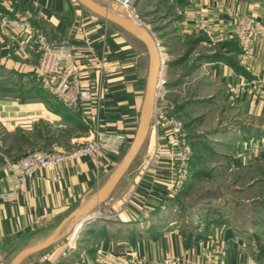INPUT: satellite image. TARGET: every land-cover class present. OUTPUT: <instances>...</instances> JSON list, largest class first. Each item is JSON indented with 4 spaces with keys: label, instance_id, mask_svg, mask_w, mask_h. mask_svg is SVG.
Segmentation results:
<instances>
[{
    "label": "crops",
    "instance_id": "crops-1",
    "mask_svg": "<svg viewBox=\"0 0 264 264\" xmlns=\"http://www.w3.org/2000/svg\"><path fill=\"white\" fill-rule=\"evenodd\" d=\"M95 1L150 30L161 44L160 58L169 63L160 68L158 77L171 83L169 76L186 64L180 77L176 75L186 82L190 95L184 111L203 104L217 109V125L205 128L221 145L215 151L223 161L217 170L264 169V148L248 147L250 136L264 129V100L248 95L235 98L230 91L242 79H264V40L255 42L252 54L245 58L240 44L227 38L233 28L231 16L213 4L202 7L197 0H154L164 18L159 25L144 21L135 5L137 16L117 0ZM223 1L230 9L264 21V0ZM3 18L25 20L29 29L5 25ZM37 31L50 44H71L82 89L91 96L84 110L65 107L54 92L58 79L36 69L40 58ZM224 44L237 49L222 50L221 58H212ZM198 57L201 60L196 63ZM149 64L144 43L79 0H0V264H10L19 253L46 243L55 233L51 244L19 264H115L113 258L132 251L148 258L171 255L199 264L208 263L210 253L215 261L226 252L228 264H264L260 257L264 233L260 232L262 224L258 225L264 221L260 214L264 196L252 192L264 185V179L257 176L243 180L242 192L250 194L234 200V205L224 204L216 212L217 221H208V209L201 211L199 231L203 232L191 239L171 227L176 223L173 212L178 200L164 196L166 191L155 180L142 177L144 166L133 180L123 181L128 170L103 202L74 216L108 182L136 134ZM199 114L193 118L197 120ZM156 118L162 119L160 111L154 114ZM92 124L112 138L123 139L119 150L103 149L97 156L38 170L19 187L6 175V157L17 159L33 149L79 147L94 137ZM159 131L160 127L152 129L153 146L163 138ZM196 136L200 135L192 133ZM226 159L231 163H225ZM197 167L192 168L190 180L204 174ZM121 182L125 194L118 196ZM167 228H171L168 233Z\"/></svg>",
    "mask_w": 264,
    "mask_h": 264
},
{
    "label": "rangeland",
    "instance_id": "rangeland-1",
    "mask_svg": "<svg viewBox=\"0 0 264 264\" xmlns=\"http://www.w3.org/2000/svg\"><path fill=\"white\" fill-rule=\"evenodd\" d=\"M134 5L137 8V13L144 21L147 20L150 24L155 22L157 25L164 21V18L161 17L158 10L159 5L154 0H133L132 5H129L128 7L122 5L121 7L132 12ZM144 12H146L145 16L142 15ZM166 63L167 61H165V64ZM184 65L177 70V73H173L169 76L168 79L171 83L167 82L168 80L164 78L168 85L169 83L173 85H167L165 89L161 91L163 92L166 90L163 98L160 99L159 107H161L160 112L163 116L167 117V119L174 118L177 121H181L183 125L182 131L185 132V136H181L180 138L175 137L172 134V126L163 121V123L158 126L161 128V131L159 132L163 138L160 139L157 146H153V128L151 126L148 137L141 151L129 168L123 181L128 179L133 180L137 170L142 171L144 166V171L141 174L142 177L147 176V179L155 180L154 183L161 186L162 189L166 191L164 196L171 199L176 197V200L180 203L176 204L178 206L177 211L175 210L173 212H176L177 214L175 215L176 223L172 224L173 226L171 227L177 228L181 234L183 233L184 237L188 238L189 233L194 232L193 234H197L203 232L199 231L201 229L200 225L202 223V218L198 214H200L201 211L205 212L208 209L211 213L210 216H207V218H209L208 221H210V219H215L217 215L216 212L223 210V206H225L226 203L234 205V200L240 199L242 195L248 196L250 194L242 192L241 188L245 187V182H243V180L254 176H257L259 179H264V169L257 168L251 172L246 170H234L231 167L225 171L222 169L217 170V165L223 161L221 158L217 157L215 151L220 149L221 145H218V142H214L213 135L208 133L205 129L217 125V109L203 104L198 107L193 106L195 108H192L191 111H184L185 107L183 104L185 105V102L190 99V95L188 90H185L186 82L182 80L183 78L181 79L182 81L179 80L180 78H177V76L180 75V70L184 69ZM167 75L168 73H166L165 77H167ZM200 112L202 115L199 114L200 117L195 120L193 114ZM204 112L205 114H203ZM192 133H196L200 136H198V138L197 136L196 138L192 137ZM249 139L252 141V144L248 145L250 149L264 148V129L262 131H255L254 137L250 136ZM199 141L202 143L201 147L198 145ZM253 143H256V146ZM130 144L131 141L125 147V153L128 151ZM250 149L245 150L251 152ZM197 153L199 154L197 155ZM225 163L230 164L231 161L226 159ZM194 167L202 169L204 174H200L196 179L190 180V177L194 174L192 173V168ZM183 169H187V177L181 176ZM178 181H180V183H178ZM239 181L241 182L238 183ZM119 186L117 195L123 196L125 194V189L122 182ZM263 190L264 185H261L252 192H258V194H263L264 196ZM260 214L264 215L263 209ZM166 224L168 225V221ZM259 224L260 223H258V225ZM261 228H263V225H261ZM167 229L168 233L171 228ZM132 253L137 252L132 251ZM209 255H211V253L208 254V259ZM141 256L146 258V262L143 264H151V261L165 258L175 259L178 262L177 264H199L192 260H180L176 256L171 255L163 258H148L145 255ZM220 257L224 258L225 263L228 264V256L226 255V252ZM219 259L220 258L216 259L213 264H218ZM210 263V260H208V263L204 264Z\"/></svg>",
    "mask_w": 264,
    "mask_h": 264
},
{
    "label": "built area",
    "instance_id": "built-area-1",
    "mask_svg": "<svg viewBox=\"0 0 264 264\" xmlns=\"http://www.w3.org/2000/svg\"><path fill=\"white\" fill-rule=\"evenodd\" d=\"M121 5L128 7L132 5L133 0H117ZM198 4L202 7L207 5H215L216 8L224 10L229 16H231L233 28L227 38L236 40L241 47L242 55L245 58L250 57L252 54V45L257 41L264 40V21L254 16L251 13H245L240 10H233L227 7L223 0H197ZM132 13L135 15V11L132 8ZM137 16V15H135ZM2 22L13 27H16L22 31L29 29V25L25 20H15L9 18H3ZM139 22V21H138ZM140 23V22H139ZM141 24V23H140ZM142 25V24H141ZM206 33L211 38L208 27H205ZM35 39L39 45L40 58L37 65V70L44 76H52L58 79V83L55 86L54 92L63 105L69 109L75 111H82L86 108V103L90 101L88 93L82 89L81 78L79 72V66L74 59L73 50L71 44L68 41H63L60 44H50L40 32H35ZM212 39V38H211ZM213 40V39H212ZM223 40V39H220ZM158 48L161 44L156 41ZM244 61V60H243ZM162 64L161 68L165 64V59L160 58ZM166 82L163 77H159V85L157 87V94L154 105L153 124L152 128H156L164 122H167L172 126V134L180 138L185 136V132L182 131L181 121H177L174 118L167 119L162 115V119H154V114L160 111L159 107L160 99L163 98L166 90L161 92L165 87L162 83ZM231 95L233 97H241L242 95H248L251 98H258L264 100V79L257 78L253 81L245 79L235 83L230 88ZM161 92V93H160ZM88 124V123H87ZM89 125V124H88ZM66 127L60 125V127ZM91 132L93 138L83 143L81 146L73 149H33L17 159H11L6 157L5 171L8 178L12 181L15 187H19L29 178L41 169L54 168L67 161H73L88 155H99L103 149L118 151L123 144V139L112 138L100 131L99 126L92 124ZM188 158V157H187ZM187 169H183L182 177H187ZM180 183V181H178ZM210 264H213V256L209 255ZM146 262V258L138 255L137 253H130L123 257L113 258L115 264H143ZM177 260L172 258H165L160 260L151 261V264H177ZM188 264V263H186ZM218 264H226L224 258L219 259Z\"/></svg>",
    "mask_w": 264,
    "mask_h": 264
},
{
    "label": "water",
    "instance_id": "water-1",
    "mask_svg": "<svg viewBox=\"0 0 264 264\" xmlns=\"http://www.w3.org/2000/svg\"><path fill=\"white\" fill-rule=\"evenodd\" d=\"M79 1L82 4H84L88 9H90L92 12L96 13L97 15H100L101 17H104L109 21L116 23L117 25L121 26V28L123 27L131 34H133L137 39H139L142 43H144L148 51L150 64H149V74H148L146 92L140 112V121L136 134L134 135V138L129 146V149L125 153L124 158L122 159L116 170L114 171L111 178L104 185V187L98 192V195H96V197L87 206L77 211L74 214V216H79L84 212H86L92 206L95 205L97 206L98 204L103 202L108 197V195L113 191V189L116 187L118 182L122 179V177L131 167V165L134 163V160L137 158L139 152L141 151L148 137L149 131L152 126V122H153L152 113H154V105L157 94L156 92H157V87L159 85L158 73L162 66L160 62L159 48L156 43V39L151 35L150 30H148L146 27L141 25L135 19H129L122 17V15L121 16L116 15L115 13L110 11L108 8H105V6L99 4L95 0H79ZM162 85L166 87L168 83L164 82L162 83ZM83 221L84 219L81 220L80 223H82ZM55 237H56V233L52 235L49 241H46V243L22 251L13 259V261L10 264H19L28 255L30 254L32 255V253H35L40 249L46 247L47 245L51 244L54 241Z\"/></svg>",
    "mask_w": 264,
    "mask_h": 264
},
{
    "label": "trees",
    "instance_id": "trees-1",
    "mask_svg": "<svg viewBox=\"0 0 264 264\" xmlns=\"http://www.w3.org/2000/svg\"><path fill=\"white\" fill-rule=\"evenodd\" d=\"M233 44V43H232ZM235 44V43H234ZM233 45H227V44H224V46L223 47H221V48H219L218 50H216V52L214 53V55L212 56V58H221L223 55H222V53H223V51L222 50H225L226 52H227V50L229 49V50H233ZM234 49H237L236 47H234ZM236 51V50H235ZM226 52H224V53H226ZM202 58H204V57H202ZM211 58V57H210ZM201 60V57H198L197 59H196V63L198 62V61H200ZM196 64L194 63V65L193 66H195ZM195 68V67H194ZM216 221H217V219H215ZM260 224H262L263 225V227H264V221L262 222V223H260ZM260 232H262V233H264V228H262L261 229V231ZM194 233V232H193ZM193 233H189V236H188V238H192V237H195V235L193 234ZM261 233V234H262ZM260 257H264V250L260 253Z\"/></svg>",
    "mask_w": 264,
    "mask_h": 264
}]
</instances>
